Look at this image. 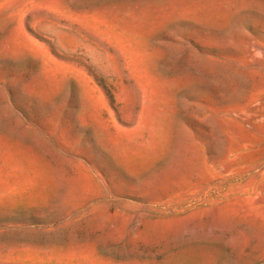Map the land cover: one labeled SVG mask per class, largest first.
<instances>
[{
    "label": "rangeland",
    "instance_id": "rangeland-1",
    "mask_svg": "<svg viewBox=\"0 0 264 264\" xmlns=\"http://www.w3.org/2000/svg\"><path fill=\"white\" fill-rule=\"evenodd\" d=\"M0 264H264V0H0Z\"/></svg>",
    "mask_w": 264,
    "mask_h": 264
}]
</instances>
